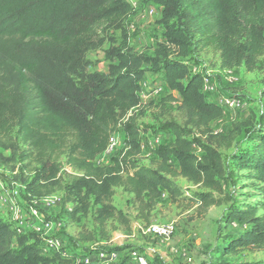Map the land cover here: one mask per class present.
<instances>
[{"label":"trees","instance_id":"obj_1","mask_svg":"<svg viewBox=\"0 0 264 264\" xmlns=\"http://www.w3.org/2000/svg\"><path fill=\"white\" fill-rule=\"evenodd\" d=\"M154 1L161 6L163 41L153 55L115 50L116 63L106 72H88L87 53L110 41L132 13L127 0H0V151L9 153L0 152V168L21 163L30 169L34 176L24 183L31 198L63 191L69 220L91 214L102 237L109 222L127 225L113 206L117 188L141 213L163 197L179 198L176 178L201 189L192 199L202 210L230 202L220 149L250 127L214 130L225 112L202 92L203 74L192 73L186 62L191 53L209 50L222 70L255 71L264 57V0ZM148 72H161L169 93L143 104L139 85ZM170 104L177 105L179 122L168 120L164 128L173 139L156 147L154 167H139L144 130L138 120L151 108L164 114ZM119 129L124 147L110 164H96ZM251 129L249 148L234 161L262 186L255 202L234 201L224 210L222 222L237 232L217 249L220 259L264 250V128ZM63 167L71 170L65 178ZM41 245L40 236L15 235L0 219V264H82L85 257L51 252L48 260ZM99 252L115 253L118 262L111 264L129 260L119 256L120 248ZM91 255V264L99 262Z\"/></svg>","mask_w":264,"mask_h":264},{"label":"rangeland","instance_id":"obj_2","mask_svg":"<svg viewBox=\"0 0 264 264\" xmlns=\"http://www.w3.org/2000/svg\"><path fill=\"white\" fill-rule=\"evenodd\" d=\"M127 2L132 7V13L125 20L123 28L112 32L110 41L87 53L88 72H106L111 63H116L110 56L115 50L122 52L129 50L135 54L152 56L156 45L163 41L160 24L161 6L154 0ZM186 63L191 72L195 70L209 77L220 93L238 96L244 104L239 110L225 112L223 119L213 127L216 132L222 134L231 130L234 125L245 122L250 124V127L242 129L235 137L230 148L220 149L226 169L224 188L231 201H224L220 207L202 210L192 199L201 189L182 178H176L173 183L180 188L182 195L175 201L163 197L152 211L141 213L133 203L132 196L117 188L114 191L113 206L122 213L127 225L124 227L117 222H109L105 237H102L92 223L91 214L78 221L69 220L71 206L62 203L64 193L58 191L47 196L58 199L55 206L46 212L40 205L36 208L44 218L55 224L51 235L61 240L67 253L88 256L85 254L95 255L97 251L120 248L122 250L120 257L136 253L144 257L149 264H218L221 261L230 264H260L264 261V250L244 251L223 259H220L217 253L226 237L237 232L233 227H225V223L222 222L224 210L234 201L237 204L255 202L258 188L262 186L255 181L251 173L236 166L234 156L249 148L251 128L258 129L259 126L264 128V57L260 59L257 69L253 72H247L243 67L230 71L222 70L218 57L209 50L191 53ZM151 88H162V92L147 101L139 98L141 103L146 104L150 101L156 103L169 93L162 81L161 72H148L140 81L139 91ZM175 97L179 98L177 94ZM176 109V104H170L164 114L151 108L140 116L138 125L144 130L141 141L144 148L137 159L139 167H154L156 147L165 146L172 141L173 137L164 125L171 119L179 122ZM116 137L117 147L112 155L103 160L104 164H110L124 147L125 133L122 129H119ZM154 138H159L160 144L152 150L147 144ZM0 152L4 156L9 155L8 152ZM70 173V169L63 167L60 174L65 178ZM33 176V172L23 167L21 163H17L12 170L0 168V194L7 192L10 198L24 209L31 198L25 193L24 180L29 181ZM44 198L38 200L42 201ZM1 217L3 221L4 218ZM5 223L10 225L12 230V223ZM151 224H172L174 233L169 240L159 241L146 233ZM82 234L91 237V241H81L79 237ZM13 248L15 249V246ZM44 256L48 260L52 259L51 252L44 253Z\"/></svg>","mask_w":264,"mask_h":264},{"label":"built area","instance_id":"obj_3","mask_svg":"<svg viewBox=\"0 0 264 264\" xmlns=\"http://www.w3.org/2000/svg\"><path fill=\"white\" fill-rule=\"evenodd\" d=\"M192 73L200 72L193 70ZM161 92L162 88H151L150 90L145 91L140 90L138 96L142 101H147L156 97ZM202 92L208 95L210 100L220 106L224 112H233L244 106L241 99L220 93L216 86L211 82L210 78L206 75H203L202 78ZM118 131L119 130L111 136L106 151L96 160V164H104L105 162L103 160L112 155L115 151L118 144L116 137ZM158 144H160V139L154 138L148 142L147 147L153 150ZM143 148L144 146L141 145V150H143ZM7 196L8 198L4 200V202L7 204L8 212L13 217L12 231L14 234L19 236L36 234L40 236L42 240L41 250L43 253L57 252L66 256L67 252L64 250L61 240L58 237H53L51 235L55 224L46 220L36 208L38 205L46 208L55 206L58 203V199L55 197H46L42 201H39L37 198H30V201L26 203L25 208L22 209L12 198H10L11 196ZM146 233L159 241H166L173 235L174 226L172 224H151L146 229ZM94 257L97 261L104 264H111L117 261V255L113 252H99L95 254ZM78 263L91 264V260L88 256H85ZM126 264L149 263L144 257L136 253H131Z\"/></svg>","mask_w":264,"mask_h":264},{"label":"crops","instance_id":"obj_4","mask_svg":"<svg viewBox=\"0 0 264 264\" xmlns=\"http://www.w3.org/2000/svg\"><path fill=\"white\" fill-rule=\"evenodd\" d=\"M7 195H9L7 192H3V193L0 194V217L2 216L4 218L3 221L4 222H8L10 224V223H13L12 222L13 217L8 212L7 204L4 202V200H6L8 198ZM42 208H43L44 212H46L47 210H49V208H46V207H43V206H42ZM85 255H89V254H85ZM90 257H91L92 260L93 259L95 260L94 255H91Z\"/></svg>","mask_w":264,"mask_h":264}]
</instances>
